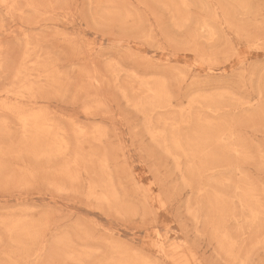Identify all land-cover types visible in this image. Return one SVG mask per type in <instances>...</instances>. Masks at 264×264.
<instances>
[{"label": "rangeland", "instance_id": "374dc122", "mask_svg": "<svg viewBox=\"0 0 264 264\" xmlns=\"http://www.w3.org/2000/svg\"><path fill=\"white\" fill-rule=\"evenodd\" d=\"M0 140V264H264V0H0Z\"/></svg>", "mask_w": 264, "mask_h": 264}, {"label": "bare ground", "instance_id": "6f19581e", "mask_svg": "<svg viewBox=\"0 0 264 264\" xmlns=\"http://www.w3.org/2000/svg\"><path fill=\"white\" fill-rule=\"evenodd\" d=\"M170 1V0H169ZM180 8V7H179ZM247 9V8H246ZM217 32V31H216ZM53 71V70H52ZM53 75V74H52ZM20 77V76H19ZM22 77V76H21ZM25 81V80H24ZM12 88V87H11ZM161 89H163V88H161ZM160 91H162V90H160ZM160 91H159V93H160ZM163 94V93H162ZM156 95V94H155ZM158 95V94H157ZM161 95V94H160ZM155 97H159V95L158 96H155ZM215 97H217L216 95H215ZM161 98H163V97H161ZM165 99V98H164ZM217 99V98H216ZM213 100V99H212ZM217 101V100H216ZM210 102V101H209ZM209 102H207V103H209ZM219 102V101H218ZM169 103V102H168ZM211 103V102H210ZM217 103V102H216ZM161 104H163V103H161ZM156 105V104H155ZM41 108V107H40ZM217 108V107H216ZM44 110V109H43ZM40 111H41V109H40ZM171 114V113H170ZM170 114H169V116H170ZM37 116V115H36ZM43 116V115H42ZM182 116H183V114H182ZM51 117V116H50ZM185 117V116H184ZM34 117H32V119H33ZM46 118V117H45ZM168 118V117H167ZM30 119V118H29ZM35 121H38L37 119L35 120L34 119V122ZM38 123V122H37ZM40 123H41V119H40ZM48 123V122H47ZM147 123V122H146ZM38 125H39V123H38ZM53 126V125H52ZM167 126V125H166ZM56 130V129H55ZM53 131V130H52ZM171 131V130H170ZM165 133V132H164ZM51 134H52V132H51ZM66 135V134H65ZM212 135V134H211ZM4 136H6L5 134H4ZM151 136V135H150ZM39 137V136H38ZM158 137H159V135H158ZM7 138V137H6ZM28 139V138H27ZM34 139V138H33ZM159 139V138H158ZM40 140V139H39ZM51 140V139H50ZM1 141V140H0ZM218 141V140H217ZM21 142V141H20ZM48 144V143H47ZM177 145H178V143H177ZM236 146V145H235ZM28 147V146H27ZM160 147H161V145H160ZM1 148V147H0ZM48 148V147H47ZM49 149V148H48ZM235 150H236V148H235ZM123 152V151H122ZM2 154V153H1ZM84 155V154H83ZM105 155V154H104ZM89 158V157H88ZM38 159V158H37ZM2 167V166H1ZM28 169V168H27ZM84 170V169H83ZM45 171V170H44ZM116 187V186H115ZM245 208V207H244ZM40 228V227H39ZM155 233V232H154ZM155 242V241H154ZM20 243V242H19ZM68 248V247H67ZM163 252V251H162ZM128 258V257H127ZM121 260V259H120ZM80 261V260H79ZM185 263V262H184Z\"/></svg>", "mask_w": 264, "mask_h": 264}]
</instances>
